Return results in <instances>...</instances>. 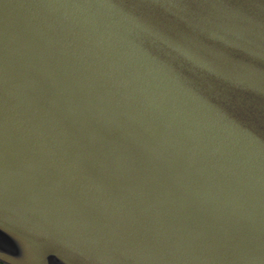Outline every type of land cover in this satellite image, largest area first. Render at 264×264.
<instances>
[{"label": "water", "instance_id": "1", "mask_svg": "<svg viewBox=\"0 0 264 264\" xmlns=\"http://www.w3.org/2000/svg\"><path fill=\"white\" fill-rule=\"evenodd\" d=\"M0 264H264V0H0Z\"/></svg>", "mask_w": 264, "mask_h": 264}]
</instances>
